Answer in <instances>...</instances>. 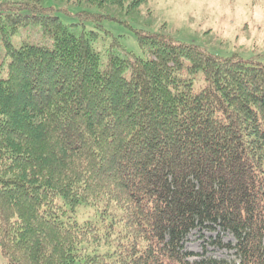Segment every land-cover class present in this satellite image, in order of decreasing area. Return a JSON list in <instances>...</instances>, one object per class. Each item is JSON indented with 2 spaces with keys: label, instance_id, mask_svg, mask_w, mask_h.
<instances>
[{
  "label": "trees",
  "instance_id": "obj_1",
  "mask_svg": "<svg viewBox=\"0 0 264 264\" xmlns=\"http://www.w3.org/2000/svg\"><path fill=\"white\" fill-rule=\"evenodd\" d=\"M56 1L95 25L113 20L103 6L131 12L147 2ZM49 10L0 0L6 263L264 264V64L141 32L147 59L102 58L97 32L75 35ZM26 28L49 42L14 45ZM99 202L124 212L127 239L89 254L98 229L74 214ZM197 228L229 233L235 259L190 261L184 240Z\"/></svg>",
  "mask_w": 264,
  "mask_h": 264
},
{
  "label": "rangeland",
  "instance_id": "obj_2",
  "mask_svg": "<svg viewBox=\"0 0 264 264\" xmlns=\"http://www.w3.org/2000/svg\"><path fill=\"white\" fill-rule=\"evenodd\" d=\"M20 1L2 0L3 3ZM41 4L65 25L74 26L70 30L75 35L97 32L93 46L102 58L109 51L124 59H147L148 48H141L135 35L141 32L166 35L177 43L196 46L219 58L264 64V0H147L131 12L103 6L101 13L113 20L96 25L80 21L73 9L56 0H41ZM49 37L39 29L26 28L12 37V43L18 45L22 41L44 46ZM194 87L200 88L198 79ZM74 215L79 223L89 222L98 229L100 241L98 245L92 241L89 254L92 250L112 252L126 242L122 228L124 212L114 203L80 205ZM228 243L234 244V239L227 232L197 228L186 236L184 248L193 254L190 261L200 257L234 260V250L225 247ZM0 264H7L1 254Z\"/></svg>",
  "mask_w": 264,
  "mask_h": 264
}]
</instances>
